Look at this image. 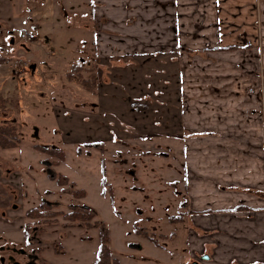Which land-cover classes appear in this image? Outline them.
Returning <instances> with one entry per match:
<instances>
[{
    "label": "rangeland",
    "instance_id": "374dc122",
    "mask_svg": "<svg viewBox=\"0 0 264 264\" xmlns=\"http://www.w3.org/2000/svg\"><path fill=\"white\" fill-rule=\"evenodd\" d=\"M99 1L103 0H0V100H4L0 101V128L7 124L19 140L15 148H0V174L6 175L0 178V201L10 208L6 188H16L19 183V211L35 208L42 201L55 206L49 212L67 213L83 206L92 210L91 223L106 224L110 255L119 264H191L193 258L185 252L188 230L181 214L186 198L184 150L175 141L180 134L153 133L112 141L117 129L113 124L125 120L112 105L102 106L101 102L104 99L118 108L119 102L132 101L131 95H110V85L100 91L102 96L99 91L92 94L78 75L67 77L72 65L81 66L83 78L91 67L86 63L90 61L87 56L94 53V33L83 25H93V9ZM21 31L34 34L35 39L22 41ZM15 61L20 62L16 68ZM256 73L257 82L251 87L260 92L255 100L262 103L264 118V66H257ZM179 77L180 73L174 79L181 96ZM107 93L109 96L104 95ZM164 102L172 106L169 100ZM179 109L183 133L182 103ZM162 115L161 110L152 109L150 119L155 127H161L157 124L162 123ZM98 143L103 152L96 148ZM35 145L62 150L64 160L53 165L56 157L37 151ZM101 162L113 204L108 190L101 193ZM49 175L61 176L63 185ZM74 190H83L85 195L75 198ZM48 214L30 222L22 215L20 230V216L13 220L14 231L0 225V264L2 260L4 264H25L28 255L34 264H93L99 228ZM170 216L182 220H169ZM27 224L40 231L39 244L28 243L23 233ZM135 224L148 231L151 239L137 233Z\"/></svg>",
    "mask_w": 264,
    "mask_h": 264
},
{
    "label": "crops",
    "instance_id": "0c3cea01",
    "mask_svg": "<svg viewBox=\"0 0 264 264\" xmlns=\"http://www.w3.org/2000/svg\"><path fill=\"white\" fill-rule=\"evenodd\" d=\"M98 5L93 25H83L94 33L85 78L94 74L97 85L134 76L155 84L144 90L134 85V92L143 90L141 98L167 92L169 81L160 75L168 72L162 66L166 59L159 55L177 46L191 50L178 52L169 65L171 74L180 73L183 133L175 141L184 150L181 214L189 259L264 264V118L262 103L255 100L260 92L252 89L257 66H264V0H103ZM117 105L118 114L129 109ZM123 122L113 124L112 141L152 135L132 119ZM12 189L19 195L16 209L0 219L10 232L18 216L20 230L24 215L18 209L21 184Z\"/></svg>",
    "mask_w": 264,
    "mask_h": 264
},
{
    "label": "trees",
    "instance_id": "16d2710c",
    "mask_svg": "<svg viewBox=\"0 0 264 264\" xmlns=\"http://www.w3.org/2000/svg\"><path fill=\"white\" fill-rule=\"evenodd\" d=\"M188 49L182 46H177L176 49L170 53H168L166 55L165 54H161L159 55L160 58H165L166 59V64H162V66L166 67L164 70L166 71V69L168 70L167 74H160L162 78L166 79L169 81L168 84L170 86V88L172 89L171 91L167 90V92H159L157 94H152L150 96H148L147 98H141L142 96L141 93L145 88V85H149L148 88H152L155 86V84L153 83H146L145 81L147 80H140L137 81L136 77L132 76L129 80L128 77H125V79H116V83H113L110 81V83L108 82V84H100V88H99V84L97 85V81H93L95 79V75L94 74H90L87 78H83L80 75V68L81 66L78 65H72L70 72L67 73V77L70 79L73 75H78V80H80V82L83 83L85 90L89 93H96L99 91L100 96H102V94L100 93V91L102 89L105 88V86L110 85V95H112V85H113V94L115 93L116 96H118L119 93L121 94H130L131 97L133 98V100L128 101L127 107L129 109H121L119 111V115L121 118H123L126 122L131 123V119L133 122H135V124L140 125L141 129L143 128V130L145 132H149L150 134L156 133L159 135L162 134H166V135H175V134H181L182 132V128L180 127V109L179 107H175V105H177V103L181 102V98L179 97V91H178V86H177V81L174 79V75H172L169 72V65H170V59L173 58V56H177L179 53L178 52H183V51H187ZM147 58V57H146ZM143 60H145V58H142ZM162 67V68H163ZM156 73V72H155ZM165 73V72H164ZM159 74V71L157 72V75ZM177 74V73H176ZM80 76V78H79ZM176 76V75H175ZM158 80V79H157ZM153 82V81H152ZM159 84V83H158ZM156 84V85H158ZM134 85L136 86H141L140 88L143 90H139L134 92L133 87ZM161 87V85H159ZM168 86V87H169ZM119 90V91H118ZM154 89H152L151 91H153ZM118 91V92H117ZM176 94V95H173ZM105 96H109V94H104ZM103 95V97H104ZM136 95V96H135ZM114 98V97H112ZM164 98V99H163ZM160 99H163V101H160ZM164 100H169V103H171L172 106H166L167 104L164 102ZM0 101H4V100H0ZM178 101V102H177ZM102 106H106L108 104L112 105V103H105V100H102ZM114 107V104L113 106ZM158 109L159 111L161 110L162 114L164 116H166V118L169 120L167 121L166 119H162V123H158L157 125H161V127H155V123L151 122L150 116L152 113V109ZM113 111H115L116 113H118L117 110L113 109ZM162 115V116H163ZM163 116V118H164ZM139 119L145 120L146 122L149 123V125H145L142 124L140 121H138ZM154 125V126H153ZM11 127L8 126L6 124V127H2L0 128V148L1 149H12L15 148V146L18 145V138L16 137V134L12 131V129H10ZM180 128V129H179ZM140 130V131H143ZM112 139V137H111ZM35 148L37 151L46 153V154H50L52 156H55V162L52 163L53 165H58L60 161L64 160V153L62 150H53V149H47L38 145H35ZM96 148H98L99 151L103 152V145L102 143H98V145H96ZM103 163L101 162V168H102V177H101V184L103 186V191L101 193H103L104 195L106 194V190H108V193H110V202L111 204H113V196H112V191L109 192V184L105 178V170L103 168ZM49 178H53L55 179L56 183L59 186H62L64 182H62V178L61 176L56 177L55 175H49ZM83 190H74L73 192H71V194L73 195V197L75 198H81L83 197L85 194H83ZM85 208V207H84ZM84 208L82 209H76L73 208L71 209L69 212L67 213H63L62 211H56L54 212L52 215L53 216H59L61 215L65 220L68 221H80L82 223H84L88 228L89 227H96L98 230H100V234H99V242H98V247H97V252H96V257L95 260L93 262V264H119V261L116 258H113L110 254V250L108 248V237H109V232H108V228L106 226V224L104 222H98L96 221L94 224L91 223V220L93 219V217L95 216V214L92 212V210H85ZM50 210L52 209L51 207H47L44 204H40L39 207L36 208H32V209H28L25 212V216L28 218H40L43 216L44 211L46 210ZM84 209V210H83ZM172 219L174 221H179L180 220V216H177L176 218L170 216L169 220ZM134 229L137 233H142V235L144 237H146L147 239H151L149 238V234L148 231L146 232V230L144 228H139L138 226H136V224L134 225ZM28 232V231H27ZM27 232H25L27 234Z\"/></svg>",
    "mask_w": 264,
    "mask_h": 264
},
{
    "label": "flooded vegetation",
    "instance_id": "af4514ba",
    "mask_svg": "<svg viewBox=\"0 0 264 264\" xmlns=\"http://www.w3.org/2000/svg\"><path fill=\"white\" fill-rule=\"evenodd\" d=\"M7 190H9L10 191V189L11 188H6ZM14 192H15V190H13L12 189V192L10 191V197H11V199L10 200H12V201H14L12 204H11V207L10 208H8L6 205H3L2 204V201H0V216H2V217H4V218H1L0 217V219L1 220H3V221H5L4 219H5V217L7 218V216L8 215H10V211H12V210H15L16 209V206H17V203L15 202L17 199H18V194L16 193V194H14ZM40 204H44L45 206H46V208L48 207H55L53 204H51V203H49V202H46V201H42ZM40 204L37 206V207H39L40 206ZM34 208V207H33ZM36 208V207H35ZM30 209H32V208H30ZM28 210V209H27ZM47 211H48V215H49V217L51 216L52 218L53 217H55V216H53L52 214L54 213V212H56V211H53V212H49V209L48 210H46V211H44V213H43V216L42 217H40V218H28V217H26L25 216V212H26V210H25V212H24V216L26 217V219H27V221L28 222H30V221H34V220H36V219H41V218H44L45 217V215H46V213H47ZM70 211V210H69ZM68 211V212H69ZM61 215H59V217H60ZM47 218V217H46ZM65 220V219H64ZM3 221H1V222H3ZM66 221H68V220H66ZM1 225V224H0ZM24 225H25V223H24ZM2 226V225H1ZM24 228V227H23ZM0 229H1V227H0ZM28 231V232H27ZM25 232H27V234L25 233ZM39 230H38V228L36 227V225H29V224H27L26 225V227L24 228V235H25V238L28 240V243L29 244H32V245H36V244H39L40 243V239H39V237H38V234H39ZM22 252V254H24V251H21ZM204 257V256H203ZM203 257H201L202 259H203ZM27 261H26V263L25 264H34L33 263V258H32V256H30V255H28L27 257ZM192 262H196L197 263V261L196 260H193ZM2 264H4V262H3V260H2ZM6 264H8V263H6ZM14 264H18L17 262H15L14 261ZM192 264V263H191Z\"/></svg>",
    "mask_w": 264,
    "mask_h": 264
},
{
    "label": "built area",
    "instance_id": "2783aa9c",
    "mask_svg": "<svg viewBox=\"0 0 264 264\" xmlns=\"http://www.w3.org/2000/svg\"><path fill=\"white\" fill-rule=\"evenodd\" d=\"M19 35H20V39L22 41H31V40L35 39L34 34H31L28 31H23V32L21 31ZM19 63H20L19 61H15V62H13V66H16Z\"/></svg>",
    "mask_w": 264,
    "mask_h": 264
},
{
    "label": "water",
    "instance_id": "95a60500",
    "mask_svg": "<svg viewBox=\"0 0 264 264\" xmlns=\"http://www.w3.org/2000/svg\"><path fill=\"white\" fill-rule=\"evenodd\" d=\"M85 208H86V206H85ZM203 259H207V256H204ZM192 264H196V262H194Z\"/></svg>",
    "mask_w": 264,
    "mask_h": 264
}]
</instances>
